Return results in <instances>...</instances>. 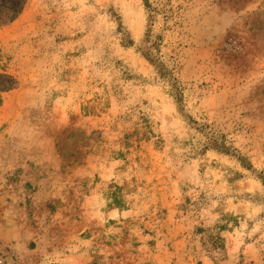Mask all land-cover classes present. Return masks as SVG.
<instances>
[{"label":"rangeland","instance_id":"1","mask_svg":"<svg viewBox=\"0 0 264 264\" xmlns=\"http://www.w3.org/2000/svg\"><path fill=\"white\" fill-rule=\"evenodd\" d=\"M0 73V264H264V0H24Z\"/></svg>","mask_w":264,"mask_h":264},{"label":"trees","instance_id":"2","mask_svg":"<svg viewBox=\"0 0 264 264\" xmlns=\"http://www.w3.org/2000/svg\"><path fill=\"white\" fill-rule=\"evenodd\" d=\"M145 6L148 7V0H143ZM24 7V0H0V18L6 17L9 22L15 20L21 13ZM146 58L149 62L153 63L158 68V73L161 76H165L167 74V70L164 66L155 60L151 54H146ZM171 87L173 88L174 99L177 105L181 102V93L177 88L174 81H170ZM16 85V81L14 78L6 73H0V103L2 100V95L6 92L12 90ZM222 151V150H221ZM224 151H227L226 149ZM241 165H246L245 160L243 158H239ZM250 167V166H246Z\"/></svg>","mask_w":264,"mask_h":264}]
</instances>
